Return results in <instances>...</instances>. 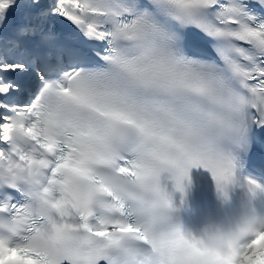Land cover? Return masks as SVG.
Here are the masks:
<instances>
[{
  "label": "snow or ice",
  "instance_id": "1",
  "mask_svg": "<svg viewBox=\"0 0 264 264\" xmlns=\"http://www.w3.org/2000/svg\"><path fill=\"white\" fill-rule=\"evenodd\" d=\"M252 126L264 0H0V264H190L162 174Z\"/></svg>",
  "mask_w": 264,
  "mask_h": 264
},
{
  "label": "clouds",
  "instance_id": "2",
  "mask_svg": "<svg viewBox=\"0 0 264 264\" xmlns=\"http://www.w3.org/2000/svg\"><path fill=\"white\" fill-rule=\"evenodd\" d=\"M182 164L183 161L178 159L169 171L168 179L172 181L173 191H178L176 177ZM186 181H182L184 187ZM233 182V172L220 183L215 181L221 204L226 202L228 186ZM245 188L240 212L229 227L208 221L200 225L195 236L191 233L186 236L173 223L175 208L172 198L168 202L162 200L160 209L169 224L167 238L173 242L179 241L184 246L190 264H264V214H255L252 206L253 198L264 192V188L252 182H248Z\"/></svg>",
  "mask_w": 264,
  "mask_h": 264
}]
</instances>
